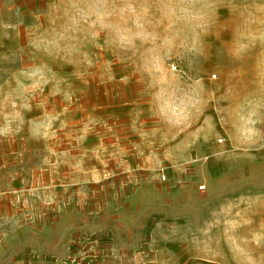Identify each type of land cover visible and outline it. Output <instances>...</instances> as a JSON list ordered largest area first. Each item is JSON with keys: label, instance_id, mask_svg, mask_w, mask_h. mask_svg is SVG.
<instances>
[{"label": "rangeland", "instance_id": "rangeland-1", "mask_svg": "<svg viewBox=\"0 0 264 264\" xmlns=\"http://www.w3.org/2000/svg\"><path fill=\"white\" fill-rule=\"evenodd\" d=\"M0 264H264V0H0Z\"/></svg>", "mask_w": 264, "mask_h": 264}]
</instances>
